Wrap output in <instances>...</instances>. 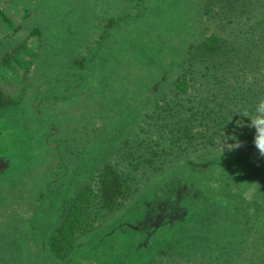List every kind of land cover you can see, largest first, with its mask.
I'll return each instance as SVG.
<instances>
[{
    "label": "trees",
    "instance_id": "16d2710c",
    "mask_svg": "<svg viewBox=\"0 0 264 264\" xmlns=\"http://www.w3.org/2000/svg\"><path fill=\"white\" fill-rule=\"evenodd\" d=\"M111 1L107 0L106 8ZM175 1L176 4L181 3L180 0ZM50 2L54 6L55 18L61 15L59 10L65 3L61 4L60 0H40L37 13L41 16V24L34 25L21 43L26 44L27 38L31 37L45 43L48 41L46 19L49 16L45 11ZM131 6L135 8L131 16H122L121 13L117 15V12L112 15L106 8L84 13L83 17L89 18L92 23L87 21L84 30L79 31L77 28L72 33L85 32L81 39L82 46L91 36L99 37L94 39L95 45L88 52H84L83 48L72 49L73 61L68 69L76 71L59 88L63 92L55 99L62 100L61 103L52 101L47 105H54L57 109L68 105L70 118L76 117L83 123L92 116L84 115L87 105L77 103V98L81 96H78L77 91L83 92L88 88L91 91L92 83L104 79L110 81L111 77L125 86L123 97L126 102L123 107L118 109L115 106L111 117L106 119L108 121L104 120L97 130L93 129L95 126L91 129L85 126L81 130L83 137L84 134L88 135L85 139H93V148L84 155L85 163L100 161V167L103 168L98 169V191L96 194L94 186L87 185L83 193L70 202L49 246L45 244L44 235L40 237L36 254L44 264L72 262L79 250L76 234L85 226L95 195L101 202L98 203V211L107 208L113 210L125 204L128 199V205L133 207L134 212L126 215L125 219H132L131 224L133 222L137 226L138 222L146 219L151 224L149 230L141 231L140 228L139 233L131 226L130 234L122 235L125 241L120 240L121 245H127V240H131L136 246L130 256L123 254L126 249L121 246L120 256L113 261L109 260L113 264H135L140 254L147 251V244L141 245L145 241L153 247L148 257L150 264H197L193 261L195 251L185 249L186 244L199 242L200 247L209 248L212 240H217L208 233L184 230L196 222L198 225H206L200 223V218L195 219L199 211L206 209V212L207 205L211 204L239 209L242 213L244 206L241 198L239 201L235 197L229 199L226 196L228 193L220 191L219 187L224 186L225 179L237 177L232 174L233 168L237 166L241 168L238 177L247 179L249 173L245 172V164L252 158L251 155H259L253 144L254 130L238 127L237 121L242 119L238 113L254 112L257 102L264 98V0H191L190 27L179 31L170 23L167 30L157 32L154 26H148V30H144L146 34L141 30L143 26L138 25L151 17L152 0H137ZM184 10L187 9H182L180 13ZM0 16L12 24L2 10L1 1ZM124 16L130 18L124 19ZM127 23H132L137 29L131 41L125 45L127 53L121 56L113 52L111 61L104 63L103 53L111 51L112 46H108L118 33L125 30ZM102 25L105 28L98 31ZM95 26L98 27L94 29ZM210 26L213 27L212 32ZM6 40L0 39L1 48H7ZM8 51L4 52L3 57H6ZM133 53L142 63L132 66L128 75V71L120 69V66L124 64L123 59L129 60L128 64L132 63ZM115 62L120 65L116 66ZM107 89H104L106 93ZM115 92L109 88L107 94L114 96ZM100 98L93 104V109L99 106ZM42 102L38 100L36 103L39 105ZM19 103L14 96L0 89V115L14 112ZM37 105L32 108L35 109ZM36 110V119L31 117V123L25 119L22 125L28 128L34 122L38 124L40 116L39 120L44 127L37 137L43 138L42 148L53 153L59 164H74L71 157L76 153L72 148V140L57 136L52 126H48L46 120L41 118V112ZM243 120L245 124L249 122L247 118ZM2 133L0 130V135ZM223 135L236 136L242 147L228 151L225 146L222 154L219 142ZM26 138H35V135L28 133ZM29 143L33 147V142ZM228 143L233 144L235 141L229 140ZM228 153L236 155L233 157L238 160L232 161ZM26 159V155H21L20 162L0 153V160L4 161L5 166L0 176L9 173L17 175L24 164L32 163ZM205 170H209L210 174H206ZM208 177L212 187L206 186L205 179ZM260 179H264V176ZM140 184L146 186L144 192L132 198ZM57 186L53 188L57 189ZM47 195L48 190L45 195H41L43 201L48 199ZM215 196L219 198L215 199ZM195 202L197 205L193 206ZM41 212L37 214L41 216ZM101 215L104 217V214L96 212L94 220H99ZM161 217L164 218L163 223L159 224ZM117 233L120 234L119 230ZM162 238L167 243L164 248L160 247ZM234 241L241 249L239 253L242 252L244 242L238 235ZM160 249L163 253H155ZM229 250L222 239L215 248L216 256L223 255V264H231L232 258L225 255ZM248 251L249 254L246 253ZM183 252H186V257L181 256ZM256 252L255 248L245 251L247 264H264L260 259L261 253ZM215 261L216 257L212 262L215 264ZM242 261L237 264H245Z\"/></svg>",
    "mask_w": 264,
    "mask_h": 264
},
{
    "label": "rangeland",
    "instance_id": "374dc122",
    "mask_svg": "<svg viewBox=\"0 0 264 264\" xmlns=\"http://www.w3.org/2000/svg\"><path fill=\"white\" fill-rule=\"evenodd\" d=\"M0 1L2 10L12 23L9 24L0 16V39H8L5 44L7 48L0 47V89L5 90L12 97L14 96L16 101H20L13 110L14 112L0 115V130L3 131L0 135V153H3L6 158L8 155L10 159L14 158L20 162L21 155H26L28 158L26 161L32 162L31 164H24L17 175L16 173H9L0 176V264H44L41 257L39 258L36 254L40 237L44 235L45 244L49 246L52 238L58 232L70 202L82 194L87 185H93L96 194L98 191L99 178L97 175L98 169L101 168L100 161H94L93 164L85 163L84 155L93 148V139H85L88 135L84 134L83 137L81 130L85 126L90 129L95 126L93 129L97 130L104 120L111 117L115 106L118 109L123 107L126 102L125 97H123L125 86L124 83H119L121 81L111 77L110 81L104 79L99 80L96 84L92 83L91 91L89 88L83 92L77 91L78 96L81 95L77 98V103L87 105L84 108V115L92 116L83 123L78 121L76 117L75 119L70 118L68 105H63L60 109L54 105L47 107L52 101H56L55 97L63 92V90L60 92L59 88L69 80L72 72L76 71L75 69L71 72L68 69L72 64L75 48H83L84 52H88L95 45L94 39L99 37L91 36V39L82 46L83 40L81 39L85 32L83 34H73L72 32H76L75 29L77 28L79 31L84 30L87 21L92 23L89 18L83 17L84 13H92L96 8L102 10L107 5V0H94L93 3L91 0H60L61 4L65 3V5L60 8L61 15L57 18H55L56 14L54 15V6L50 2L48 10L45 11L50 18L46 19L49 30L46 34L48 41L45 43L38 38L31 37L27 38L26 44L21 42L25 40L27 32L34 25H40L42 21L40 14L37 13L40 0ZM134 1L137 0H117L116 3L112 0L109 10L112 13L117 12V15L119 13L122 16L125 14L134 15L135 8L131 6ZM180 1V4H176L175 0H152L151 17L139 24L138 27L143 26L141 30L144 32V30H148V26H154L153 28L158 32L167 30L171 23L175 26V30H186L187 27H190L191 22V0ZM185 8L187 10L180 13ZM127 25L125 30L118 33L115 40L111 41L108 46H112L111 51H108L107 54L103 53L104 63L108 60L111 61L113 52L121 56L127 53L125 45L131 41L134 31L137 30L132 23H127ZM102 26L97 30L100 31L105 28V25ZM19 27L20 29H18ZM97 27L95 26L94 29ZM212 31L213 27L210 26V32ZM5 51H8V54L3 57ZM134 53L131 55L132 63L128 64L129 60L123 59L124 64L120 66V69L128 71V75L131 73L132 66L142 63ZM115 65H120V63L115 62ZM106 87L116 90L115 94L120 97H116L115 94L114 96H112L113 94L108 95V89L107 93L104 91ZM38 95L39 98L35 99ZM100 96L99 106L93 109V104L97 103ZM33 100L36 102L43 100V102L40 103L41 105H37ZM61 101L56 102L61 103ZM35 105L37 107L32 108ZM36 108L41 112V118L46 120L48 126H52L57 136H65L72 140L70 141L76 154L72 153L74 155L71 159L74 164H72L73 162L69 163L71 166L66 163L59 164L53 153L51 154L49 150L42 148L43 138L37 137L40 135L38 133L42 132L41 128L44 127V124L39 120L40 116L38 124L34 122L28 128L22 125L26 122L25 119L28 123H31V117L36 119L34 117L38 112ZM28 133L35 135V138H26ZM30 141L33 142V147L30 145ZM27 154L30 156L28 157ZM228 156L231 157L232 161L238 160L233 157L236 155L228 153ZM251 157L245 164V172L249 173L246 175L248 180L238 177L241 168L237 166L232 171V174L237 175V177L225 179L224 186L219 187L220 191L228 193L226 196L229 199L235 197L236 201H239V197L241 198V204L244 206L242 213L239 212V209L209 204L206 212V209L200 210L195 216V219L200 218V223L206 225H198L196 222L184 229L186 232L189 230L196 233H208L213 239H217L212 240L209 248L200 247L199 242L193 244L195 246L190 245L189 242L186 244L185 249L190 252L195 251L193 261L198 262L197 264H214L212 261L215 257L217 258L215 264H223V255L217 254L216 256L215 254V248L221 239L230 249L225 255L232 258V260L230 259L231 264L240 263L242 260V263L247 264V257L244 253L251 248H255L261 253L260 259L261 262H264V188H262L264 179L259 180V177L264 176V157L255 154ZM3 164L4 161L0 160V173L3 168L5 169ZM208 171L205 170L204 172L209 175ZM250 174L252 176L249 178ZM210 177L205 179L207 187H212L208 183L211 180ZM227 180L230 182H226ZM144 183H147L146 180ZM55 185H58L57 189L53 188ZM50 186L52 188H49ZM144 188L146 186L140 184L139 190L132 198L143 193ZM47 190L49 197L43 201L41 195H45ZM214 198L218 199L219 197L215 196ZM127 200L125 204H120L113 210L107 208L105 211L103 209L98 211L100 208L98 203L101 204V202L95 195L85 226L76 234L79 250L72 262L67 264H113L109 260L113 261L120 256L121 250L119 248L121 246L126 249L123 254L131 255L136 245L132 244L131 240H127V245H121L120 240L125 241L122 239V235L127 234L128 236L131 226L139 233L140 228L141 231L149 230L151 224L146 219L144 222H138L137 226L136 223L133 224L132 222L131 224L132 219H125L126 215H132L134 212L133 207L128 205L130 200ZM194 205H197V202ZM42 207L43 210H41ZM125 207H127L126 210ZM39 211H42L41 216L37 214ZM96 212L104 214V217L101 215L99 220H94ZM163 219L161 217L159 224L163 223ZM36 221L38 222L35 223ZM118 230L120 234L117 233ZM113 232L117 233L116 236ZM237 235L244 242H241L244 248L240 253L241 249L239 250L238 244L234 241ZM247 244L250 248L247 247ZM141 245H145L147 251L140 254L135 264H150L148 257L153 247L146 241ZM160 245L162 248L167 245L165 238L161 239ZM155 253L160 255L163 250L160 249ZM246 253L249 254V251ZM181 256L186 257V252L181 253ZM131 264L133 263L131 262Z\"/></svg>",
    "mask_w": 264,
    "mask_h": 264
},
{
    "label": "clouds",
    "instance_id": "9594fccd",
    "mask_svg": "<svg viewBox=\"0 0 264 264\" xmlns=\"http://www.w3.org/2000/svg\"><path fill=\"white\" fill-rule=\"evenodd\" d=\"M242 119L237 121L238 127H248L251 130H254L253 136V144L257 149L259 155L264 157V98H261L257 104L255 105L254 112L243 111L238 113ZM243 118L248 119V123L245 124ZM235 141L233 144H229L228 141ZM225 146L228 151H232L234 149L242 147L241 142L236 136H225L220 139L219 147L223 151L225 150Z\"/></svg>",
    "mask_w": 264,
    "mask_h": 264
},
{
    "label": "crops",
    "instance_id": "0c3cea01",
    "mask_svg": "<svg viewBox=\"0 0 264 264\" xmlns=\"http://www.w3.org/2000/svg\"><path fill=\"white\" fill-rule=\"evenodd\" d=\"M116 2H117V0L114 1V3H116ZM106 6H107V5H106ZM106 6H105L104 8H106ZM109 7H110V5H109ZM109 7H107L106 9L109 10ZM109 11H110V10H109ZM110 12H111L112 15L115 14V13H112V11H110ZM100 24H101V22H99V25H100ZM93 28H95V27H93Z\"/></svg>",
    "mask_w": 264,
    "mask_h": 264
}]
</instances>
